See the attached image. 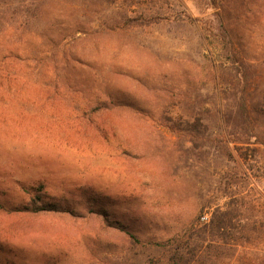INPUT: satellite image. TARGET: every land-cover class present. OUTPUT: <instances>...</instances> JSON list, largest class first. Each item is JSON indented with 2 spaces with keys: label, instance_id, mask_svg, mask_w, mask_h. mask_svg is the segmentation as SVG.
Instances as JSON below:
<instances>
[{
  "label": "rangeland",
  "instance_id": "1",
  "mask_svg": "<svg viewBox=\"0 0 264 264\" xmlns=\"http://www.w3.org/2000/svg\"><path fill=\"white\" fill-rule=\"evenodd\" d=\"M175 236L264 264V0H0V264Z\"/></svg>",
  "mask_w": 264,
  "mask_h": 264
},
{
  "label": "trees",
  "instance_id": "2",
  "mask_svg": "<svg viewBox=\"0 0 264 264\" xmlns=\"http://www.w3.org/2000/svg\"><path fill=\"white\" fill-rule=\"evenodd\" d=\"M243 113L247 114V109L243 107ZM56 208L54 206H42L39 211H54ZM213 229L214 226L212 225ZM223 229L222 226H217V231L220 232V230ZM215 231V230H214ZM133 237V236H132ZM135 238V237H134ZM180 239L181 236H175L171 240L167 241L166 244L160 243V246H170L174 248V254L172 255L171 259L174 264H179L182 262L183 264H193V263H199V264H205L206 259H210L209 257H204L206 251H204L205 243H199L195 244L188 252H185L181 245H180ZM214 244V243H213ZM217 244V243H216ZM213 246L210 244L209 249H211ZM179 261V263H177Z\"/></svg>",
  "mask_w": 264,
  "mask_h": 264
}]
</instances>
